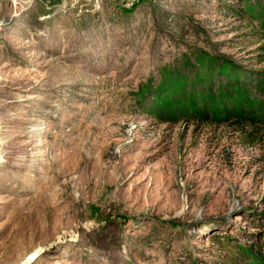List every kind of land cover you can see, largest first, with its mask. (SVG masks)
<instances>
[{"label": "rangeland", "instance_id": "1", "mask_svg": "<svg viewBox=\"0 0 264 264\" xmlns=\"http://www.w3.org/2000/svg\"><path fill=\"white\" fill-rule=\"evenodd\" d=\"M259 79L264 0H0V264H264Z\"/></svg>", "mask_w": 264, "mask_h": 264}, {"label": "trees", "instance_id": "2", "mask_svg": "<svg viewBox=\"0 0 264 264\" xmlns=\"http://www.w3.org/2000/svg\"><path fill=\"white\" fill-rule=\"evenodd\" d=\"M250 88L253 90V94L254 96H257L258 98H260L261 101V106L262 104L264 105V79L263 80H257L254 83L251 84ZM263 107V106H262ZM214 235V234H213ZM223 237V240H227L228 239V235H221ZM214 237H216L214 235ZM250 247H252L253 251L256 253H259V255L262 257L263 254L262 252L259 250V248L261 247V244L259 242H252L250 245ZM255 247H258V249H256ZM238 254V253H237ZM241 256H237V255H233L234 259V264H247V260L246 257L244 256V254L240 253Z\"/></svg>", "mask_w": 264, "mask_h": 264}, {"label": "built area", "instance_id": "3", "mask_svg": "<svg viewBox=\"0 0 264 264\" xmlns=\"http://www.w3.org/2000/svg\"><path fill=\"white\" fill-rule=\"evenodd\" d=\"M90 1L93 2V6L95 7V6H98L99 5V1L100 0H90ZM136 1L137 0H119L121 7H128V6H130L131 4H133ZM31 256H32V254H28L26 257H24L19 262V264H29L33 260V258H31Z\"/></svg>", "mask_w": 264, "mask_h": 264}, {"label": "bare ground", "instance_id": "4", "mask_svg": "<svg viewBox=\"0 0 264 264\" xmlns=\"http://www.w3.org/2000/svg\"><path fill=\"white\" fill-rule=\"evenodd\" d=\"M32 256H33V255H32ZM31 258H32V257H31ZM31 258H30V259H31Z\"/></svg>", "mask_w": 264, "mask_h": 264}]
</instances>
